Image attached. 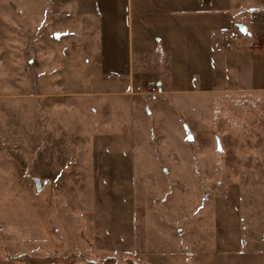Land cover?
I'll use <instances>...</instances> for the list:
<instances>
[{"label":"rangeland","instance_id":"rangeland-1","mask_svg":"<svg viewBox=\"0 0 264 264\" xmlns=\"http://www.w3.org/2000/svg\"><path fill=\"white\" fill-rule=\"evenodd\" d=\"M77 1L0 0V264L37 240L114 264H264V64L207 79L208 47L158 43L139 78ZM214 9L233 49L264 56V0Z\"/></svg>","mask_w":264,"mask_h":264},{"label":"crops","instance_id":"crops-1","mask_svg":"<svg viewBox=\"0 0 264 264\" xmlns=\"http://www.w3.org/2000/svg\"><path fill=\"white\" fill-rule=\"evenodd\" d=\"M81 1L82 5H80ZM77 2L86 10V13L77 14L78 16L84 17L86 21L104 25L101 32L103 40L101 47L108 58L114 55L113 49L117 50V54L123 55L128 49H132L136 57L133 58L132 64L124 60L126 65H131L124 71L141 70V73L137 75L139 78L143 71L147 73L151 69L149 64L158 43L163 46L166 53L172 55L179 48L195 49L201 53L204 47H208L210 56L205 67L207 79L211 71L222 67L226 69L228 64L238 68L237 65L240 64L241 70L245 72L244 80L250 78L252 82V71L256 67L261 70V65L264 64L262 52L258 49L254 50L248 43L240 41L238 47L234 49L233 47L225 48L218 43L220 34L225 38L231 37L226 29L231 19L226 13L224 16L222 13H217L214 9L215 0H78ZM127 24H132V36L126 31ZM241 55L246 57H240ZM168 62L169 67L174 70L173 58L170 61L168 59ZM166 85L167 82H165ZM41 243L37 240V243L27 244L18 255L14 256V254L11 258H6L1 264L115 263L111 259L98 261L82 255L65 258L39 249H29V245L38 247ZM208 256L214 260H206L201 264H225V261L218 260L221 259L220 256L210 254ZM227 258L230 259L231 256L224 257V259ZM228 261L229 264H235L232 258ZM260 262L263 263L264 260Z\"/></svg>","mask_w":264,"mask_h":264},{"label":"built area","instance_id":"built-area-1","mask_svg":"<svg viewBox=\"0 0 264 264\" xmlns=\"http://www.w3.org/2000/svg\"><path fill=\"white\" fill-rule=\"evenodd\" d=\"M233 43V37H224L223 46L225 48H231Z\"/></svg>","mask_w":264,"mask_h":264},{"label":"water","instance_id":"water-1","mask_svg":"<svg viewBox=\"0 0 264 264\" xmlns=\"http://www.w3.org/2000/svg\"><path fill=\"white\" fill-rule=\"evenodd\" d=\"M240 29H241L242 31H245L246 28H245V26L241 25V26H240ZM58 35H59V34H56V37H58ZM186 131H187V134H188V139L191 140V139L193 138L192 133L190 132V130H189L188 128H186Z\"/></svg>","mask_w":264,"mask_h":264}]
</instances>
